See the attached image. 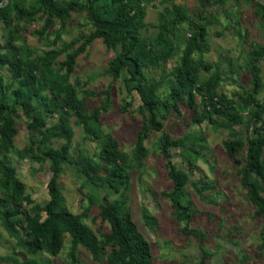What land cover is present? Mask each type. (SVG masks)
Masks as SVG:
<instances>
[{"label": "rangeland", "instance_id": "obj_1", "mask_svg": "<svg viewBox=\"0 0 264 264\" xmlns=\"http://www.w3.org/2000/svg\"><path fill=\"white\" fill-rule=\"evenodd\" d=\"M78 3L81 9L70 13L64 23L55 19L46 28L43 13L38 12L27 20L20 12L22 8L36 9L37 0H0V7L9 5L12 19L9 26L0 22V56L16 48L25 57L38 60L47 51L65 49L54 62L58 73L63 74L66 56L86 42L84 50L76 56L69 83L85 104L86 114L105 107L100 118L101 134L103 137L110 134L126 155L127 183L120 192H114L107 185L91 184L78 176L74 166L62 162L58 177L62 205L99 236L110 231L100 218V211L107 202H114L120 213L130 214L150 243L152 264H201L204 252L209 254L204 264H264V218L256 215L238 175L245 151L231 158L224 147V142L234 136L247 142L255 125H230L217 116L213 117L214 123L207 119L194 122L195 115L203 113L205 104L209 106L210 102L205 92H200L192 106L186 98L178 102V111L168 115L163 130L147 133L142 145L137 147V137L143 127L140 98L136 91L128 92L125 71L118 79L109 72L117 50L107 48L98 38L87 41L93 30L86 18L85 1ZM258 3L264 5V0L213 1L208 5L202 0H142L147 24L142 37L156 50L172 49L167 61L144 74L161 82V95L170 94L171 71L180 64L184 49L192 43V31L202 26V49L192 54L194 62L205 66L198 79L215 83L216 99L220 98L247 119L250 107L241 102V97L253 88V53L264 52V19L258 13ZM176 15L183 16L184 21L178 22ZM160 25L169 29V48L155 42ZM255 66L262 86L255 98L264 104V57L257 58ZM0 77L11 90L17 87V83H11L8 67L1 63ZM32 107L35 113L44 115L36 102ZM12 118L17 133L11 149L1 153L0 160L15 170L32 206L42 209L49 201L47 183L52 162L42 152L46 147L61 148L65 142L60 129L63 121H68L72 131L69 156L87 157L101 173L106 171V162L99 156L103 139L87 136L74 114L46 116L45 128L36 130L28 127L29 121L19 107ZM46 131L54 132L55 137L42 145L41 151L30 141L38 142ZM163 136L172 141L181 140L189 151L171 147L169 158L164 157L160 151ZM29 149L33 151L30 153ZM170 163L190 176L181 195L182 203L190 208L188 219L176 216L167 196L173 189L168 176ZM184 229L200 231L204 237L201 240L185 234ZM105 253L107 250L99 260H94L73 237L64 233L58 255L53 257L46 252L29 255L4 230L0 216V264H108Z\"/></svg>", "mask_w": 264, "mask_h": 264}, {"label": "trees", "instance_id": "obj_2", "mask_svg": "<svg viewBox=\"0 0 264 264\" xmlns=\"http://www.w3.org/2000/svg\"><path fill=\"white\" fill-rule=\"evenodd\" d=\"M78 1L37 0L36 9L22 8L20 12L27 20L38 12L43 13L45 27L48 28L53 25L55 19L64 23L70 13L80 10L81 5ZM83 1H85L86 18L93 30L87 41L98 38L107 48L117 50L116 56L109 64V72L114 79H118L122 71H125L128 76L125 79L128 92L134 90L140 98L143 127L137 137V147L142 145L147 133L163 130L168 115L172 111H178V102L186 98L187 103L192 106L196 95L200 92H205L210 102L209 106L205 104L203 113L195 115L194 122L201 123L207 119L209 123H214L213 117L217 116L227 120L230 125H255L247 142L234 136L224 142V147L231 158L245 151L238 175L248 201L256 209V215L264 218V104H260L255 98L262 89L255 60L264 57V52L255 51L252 55L253 88L250 93L241 97V102L250 107L248 118L245 119L240 111L229 104H224L220 98L216 99L215 83L209 84L198 79L200 71L205 69V66L194 62L192 54L202 49L204 39L202 26H196L192 31V43L186 46L180 64L171 71L170 94L161 95L159 93L161 82L148 77L144 72L158 67L171 56L168 27L165 25L158 27L155 42L169 49L156 50L142 37V30L147 27L142 0ZM213 1L224 3L227 0H202L203 4L207 5ZM257 6L259 15L264 19V5L258 3ZM176 19L182 22L185 18L176 15ZM0 22L6 26L12 24L8 4L0 7ZM85 46L86 42L78 51L66 56L62 63L63 74L58 73L54 62L65 49L47 51L38 60L25 57L16 48H10L9 54L0 56V63L8 67L11 83L18 84L11 90L9 85H4L0 77V154L11 149L13 138L17 133L12 115L19 107L29 121L28 127L34 130L45 128L46 116L74 114L81 121L87 136L95 140L103 139L99 156L107 165L106 171L101 173L97 165L87 157L78 156L72 159L69 156L72 131L68 121H63L60 129L65 142L61 148L55 150L46 147L42 152L43 156L52 162L51 177L47 183L49 201L42 209L32 206V201L25 195L24 184L15 176V170L0 160L2 226L29 255L40 252H46L53 257L58 255L63 244V234L66 233L73 237L94 260H99L104 250H107L105 260L108 264H152L150 243L138 230L130 214L120 213L114 202H107L100 211L99 216L108 224L110 231L99 236L62 205L58 188L62 162L74 166L80 178L93 185H107L114 192H120L127 183L126 155L119 150L110 134L104 137L101 134L100 118L105 107L95 108L90 114H86L85 104L78 98L75 87L69 83L76 56ZM33 102L37 103L44 115L35 113ZM54 137V132L46 131L38 142L30 141V144L41 150V146ZM171 147H181L182 150L189 151L181 140L172 141L167 136H163L160 141V151L164 157L169 158ZM29 151L31 153L33 150L29 149ZM186 160L191 166L193 165L190 156H187ZM167 166L168 176L173 182V189L167 196L176 216L180 219H188L190 208L182 203L181 195L190 181L189 173L176 168L172 163ZM42 213L44 216L41 215ZM183 231L201 240L204 237L200 231L187 229ZM208 257L209 254L204 252L201 264H204Z\"/></svg>", "mask_w": 264, "mask_h": 264}]
</instances>
